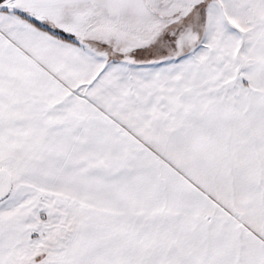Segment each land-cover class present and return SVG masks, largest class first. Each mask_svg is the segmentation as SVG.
<instances>
[{"label":"snow or ice","instance_id":"obj_1","mask_svg":"<svg viewBox=\"0 0 264 264\" xmlns=\"http://www.w3.org/2000/svg\"><path fill=\"white\" fill-rule=\"evenodd\" d=\"M0 264H264V0H0Z\"/></svg>","mask_w":264,"mask_h":264}]
</instances>
